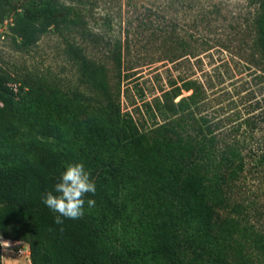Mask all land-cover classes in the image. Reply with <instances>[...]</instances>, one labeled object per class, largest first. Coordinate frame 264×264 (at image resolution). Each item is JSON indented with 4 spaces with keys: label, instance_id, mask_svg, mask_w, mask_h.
Returning <instances> with one entry per match:
<instances>
[{
    "label": "rangeland",
    "instance_id": "1",
    "mask_svg": "<svg viewBox=\"0 0 264 264\" xmlns=\"http://www.w3.org/2000/svg\"><path fill=\"white\" fill-rule=\"evenodd\" d=\"M63 1L85 25L50 26L27 47L9 30L13 12L0 5V77L17 89L13 101L39 98L81 119L112 101L140 132L164 125L203 145L225 172L216 180L222 202L215 211L219 226L224 220L233 226V258L264 264V62L253 27L260 0ZM82 59L101 68L104 89L85 82ZM75 93L82 97L72 102ZM35 140L63 144L40 134ZM85 170L96 187L85 200L96 204L85 203L83 217L116 246L139 242V232L122 229L126 195L118 166ZM60 176H48L52 191ZM129 211L135 214L131 203ZM25 259V221L0 214V264H28Z\"/></svg>",
    "mask_w": 264,
    "mask_h": 264
},
{
    "label": "trees",
    "instance_id": "2",
    "mask_svg": "<svg viewBox=\"0 0 264 264\" xmlns=\"http://www.w3.org/2000/svg\"><path fill=\"white\" fill-rule=\"evenodd\" d=\"M0 5L13 12L9 30L24 47L50 26L85 25L74 5L63 0H0ZM253 27L254 44L264 62V0ZM80 68L92 90L105 88L99 81L100 67L82 59ZM9 83L1 78L0 214L25 221L28 264H259L231 254L233 226L227 220L219 226L215 211L222 202L216 180L225 179V172L203 145L190 143L164 125L140 132L112 101L97 113L92 110L88 119L39 98L22 96L14 102L11 95L17 89L12 91ZM80 97L75 93L70 101ZM36 134L63 144L54 148L37 142ZM75 163L85 169L118 166L126 195L120 203L122 229L139 232V242L121 240L116 246L83 216L54 223L59 214L43 203L45 193L52 191L48 176L62 174ZM235 172L230 166L228 175Z\"/></svg>",
    "mask_w": 264,
    "mask_h": 264
},
{
    "label": "clouds",
    "instance_id": "3",
    "mask_svg": "<svg viewBox=\"0 0 264 264\" xmlns=\"http://www.w3.org/2000/svg\"><path fill=\"white\" fill-rule=\"evenodd\" d=\"M96 193L95 183L90 179V173L82 163L69 164L61 174L54 190L45 193L43 203L52 211L58 213L54 223L63 225V218L79 219L84 215V206L95 207L93 198L85 197Z\"/></svg>",
    "mask_w": 264,
    "mask_h": 264
},
{
    "label": "built area",
    "instance_id": "4",
    "mask_svg": "<svg viewBox=\"0 0 264 264\" xmlns=\"http://www.w3.org/2000/svg\"><path fill=\"white\" fill-rule=\"evenodd\" d=\"M9 85L11 86V83H9ZM20 251V250H19Z\"/></svg>",
    "mask_w": 264,
    "mask_h": 264
}]
</instances>
